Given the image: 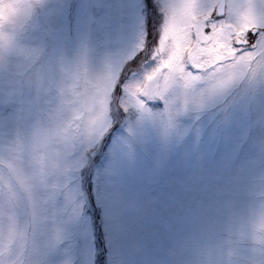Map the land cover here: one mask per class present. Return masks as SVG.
I'll list each match as a JSON object with an SVG mask.
<instances>
[{
  "label": "snow or ice",
  "instance_id": "obj_1",
  "mask_svg": "<svg viewBox=\"0 0 264 264\" xmlns=\"http://www.w3.org/2000/svg\"><path fill=\"white\" fill-rule=\"evenodd\" d=\"M159 5L161 18L149 20L138 52L97 74L75 68L67 89L53 68L35 66V50L15 62L35 68L54 94L28 106L0 95V264H100L97 213L111 237L132 243L142 221L194 216L221 185L238 184L231 155L217 157L214 146L232 129L224 105L234 86L264 83V16L229 0ZM30 10L0 0L8 24ZM172 89L180 101L170 99ZM141 130L175 147L146 153L134 187L127 166ZM225 139L234 153V135Z\"/></svg>",
  "mask_w": 264,
  "mask_h": 264
},
{
  "label": "rangeland",
  "instance_id": "obj_2",
  "mask_svg": "<svg viewBox=\"0 0 264 264\" xmlns=\"http://www.w3.org/2000/svg\"><path fill=\"white\" fill-rule=\"evenodd\" d=\"M229 2L242 7L251 5L257 16H264V0ZM159 7V0H40L23 17L19 27L8 25L4 30L13 34L17 46L38 53L36 67H83L90 74H97L108 66L119 68L138 52L149 20L161 18ZM7 86L5 81L0 83V95ZM17 97L28 106L32 90L31 95L24 92ZM224 106L233 126L228 133H219L214 148L217 157L231 155V172L241 177L238 184L232 189L221 185L217 196L197 207L194 216L142 221L141 235L132 243L117 242L111 237L108 225L97 213L91 227L97 257L103 254L100 264H174L170 250L183 233L210 219H219L229 207L245 205L250 192L264 183V83H238ZM249 125L252 131L246 136ZM227 135H234V153L226 142ZM138 137L127 166V178L134 187L146 153L157 147H175L174 141L165 144L154 130H141ZM206 140L207 137L201 138V149L206 146ZM184 143L192 145L190 138ZM154 195L148 194V199Z\"/></svg>",
  "mask_w": 264,
  "mask_h": 264
},
{
  "label": "clouds",
  "instance_id": "obj_3",
  "mask_svg": "<svg viewBox=\"0 0 264 264\" xmlns=\"http://www.w3.org/2000/svg\"><path fill=\"white\" fill-rule=\"evenodd\" d=\"M2 3L14 6L28 3L33 8L40 0H2ZM22 19L14 24L0 19V72L8 85L2 94L17 97L31 89L30 105L32 101L54 93L50 91L46 78L35 68L14 66L28 49L17 46L13 34L4 29L8 25L19 27ZM10 57L14 59L10 60ZM52 71L66 89L75 82L74 67L60 65ZM170 99L180 101L179 91L172 89ZM170 255L174 264H264V183L250 192L245 205L229 207L219 219H210L183 233L170 250Z\"/></svg>",
  "mask_w": 264,
  "mask_h": 264
}]
</instances>
